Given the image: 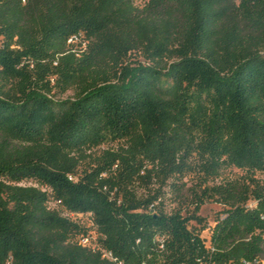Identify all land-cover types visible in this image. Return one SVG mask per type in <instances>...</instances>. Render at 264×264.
<instances>
[{"label":"trees","instance_id":"1","mask_svg":"<svg viewBox=\"0 0 264 264\" xmlns=\"http://www.w3.org/2000/svg\"><path fill=\"white\" fill-rule=\"evenodd\" d=\"M141 1L0 0V264L264 260V0Z\"/></svg>","mask_w":264,"mask_h":264},{"label":"rangeland","instance_id":"2","mask_svg":"<svg viewBox=\"0 0 264 264\" xmlns=\"http://www.w3.org/2000/svg\"><path fill=\"white\" fill-rule=\"evenodd\" d=\"M141 0H136L137 5H141ZM81 41H69L68 43L70 46H72V50L77 51H83L85 44H83ZM126 65L134 66L135 61L140 62V64H143V60L139 57L138 53H130L126 60H124ZM50 82L52 85V94L55 97V99L58 100H64V99H70L73 98L75 91L74 89L70 88L63 92V90L55 85V78H50ZM113 148L116 147V145L112 146ZM234 170H226L223 174V176H231L234 174ZM262 178L264 179V175H262ZM30 182H23L22 185H30ZM221 216V208L216 204L207 203L200 207L198 212L196 213V219L191 220L190 224L195 231L198 233H202V235L206 236L208 233V229L216 223V221ZM204 229V230H203Z\"/></svg>","mask_w":264,"mask_h":264},{"label":"built area","instance_id":"3","mask_svg":"<svg viewBox=\"0 0 264 264\" xmlns=\"http://www.w3.org/2000/svg\"><path fill=\"white\" fill-rule=\"evenodd\" d=\"M72 217H75V216H72ZM78 217H81V216H78ZM208 231H209V229H208ZM207 233H208V232H207ZM90 236L93 237L94 234H91ZM80 243H81L82 245H84V246H89V244H90V238H89V235L83 237V238L81 239ZM103 257L106 258V259H108V260H113L111 254L108 253V252H104V253H103ZM242 264H264V260H262V261H258V260H257V261H255L254 263H249V262H246L245 260H242Z\"/></svg>","mask_w":264,"mask_h":264}]
</instances>
